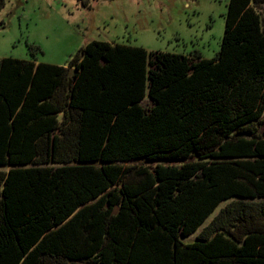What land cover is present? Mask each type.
Instances as JSON below:
<instances>
[{
    "label": "trees",
    "instance_id": "obj_1",
    "mask_svg": "<svg viewBox=\"0 0 264 264\" xmlns=\"http://www.w3.org/2000/svg\"><path fill=\"white\" fill-rule=\"evenodd\" d=\"M0 264H264V0L212 59L1 58Z\"/></svg>",
    "mask_w": 264,
    "mask_h": 264
},
{
    "label": "rangeland",
    "instance_id": "obj_2",
    "mask_svg": "<svg viewBox=\"0 0 264 264\" xmlns=\"http://www.w3.org/2000/svg\"><path fill=\"white\" fill-rule=\"evenodd\" d=\"M230 0H5L0 59L64 66L92 41L212 59ZM226 202L209 217V221ZM197 233L183 238L190 244Z\"/></svg>",
    "mask_w": 264,
    "mask_h": 264
}]
</instances>
